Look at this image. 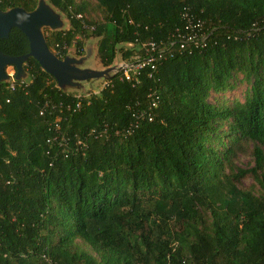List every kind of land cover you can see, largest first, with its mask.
Here are the masks:
<instances>
[{"label": "trees", "instance_id": "1", "mask_svg": "<svg viewBox=\"0 0 264 264\" xmlns=\"http://www.w3.org/2000/svg\"><path fill=\"white\" fill-rule=\"evenodd\" d=\"M46 3L69 25L44 36L60 60L89 34L105 68L146 42L164 57L97 94L34 58L0 82V264H264V0ZM0 51L29 43L12 29Z\"/></svg>", "mask_w": 264, "mask_h": 264}, {"label": "water", "instance_id": "2", "mask_svg": "<svg viewBox=\"0 0 264 264\" xmlns=\"http://www.w3.org/2000/svg\"><path fill=\"white\" fill-rule=\"evenodd\" d=\"M61 27L59 16L44 0H40L32 12H26L22 8L0 11V41L7 39L12 29H17L29 43V53L21 57H10L0 51V82H6L8 79L6 70L9 67L16 70L17 80L24 78L23 64L28 58H34L40 67L54 78L60 89L74 86L81 81L109 78L110 70L97 73L81 70L77 67L80 61L67 57L60 60L49 50L43 29L55 31Z\"/></svg>", "mask_w": 264, "mask_h": 264}, {"label": "rangeland", "instance_id": "3", "mask_svg": "<svg viewBox=\"0 0 264 264\" xmlns=\"http://www.w3.org/2000/svg\"><path fill=\"white\" fill-rule=\"evenodd\" d=\"M46 3V0H44ZM47 4V3H46ZM48 5V4H47ZM50 6V5H48ZM54 10V9H53ZM55 13L59 16L60 21L62 23L61 30H66L68 29V22L66 18L61 14L58 13L56 10H54ZM48 33V28L43 29V34L44 36L47 35ZM100 40L97 38L92 37L90 34L87 37H84L82 39V44H83V50H82V57H77L75 55V47H70L68 49V55L67 58L69 59H75L80 61V64L77 66L81 70H88L90 72H103L110 70L108 77L112 76L118 68L123 66V60L119 55H117L113 65L109 68H105L98 60L97 58V52H98V44ZM11 72V71H10ZM13 74V72L9 73ZM8 79L6 80V82ZM105 80L104 78L100 79H93V80H88V81H81L77 82L74 86H65L62 90L69 94H73L76 96L80 95H86V94H97L100 92L102 87L105 85ZM238 95V94H237ZM238 96H241L239 94ZM251 158L245 157L242 158L241 161L237 164L239 168L242 169H248L253 166V161L250 160ZM249 183H245V185H248Z\"/></svg>", "mask_w": 264, "mask_h": 264}, {"label": "built area", "instance_id": "4", "mask_svg": "<svg viewBox=\"0 0 264 264\" xmlns=\"http://www.w3.org/2000/svg\"><path fill=\"white\" fill-rule=\"evenodd\" d=\"M129 47H131V45H129ZM180 47L184 48V43L182 41ZM139 51L133 56L131 62L123 61V66L116 70V72L121 71L126 80L136 81L142 69L150 66L151 69L154 70L156 61L161 59L162 56L164 57L163 50L154 42L143 43ZM10 71L13 72V74H9L11 73ZM6 74L8 78L6 84L10 89H13L16 83V70L13 67H9L6 70Z\"/></svg>", "mask_w": 264, "mask_h": 264}]
</instances>
